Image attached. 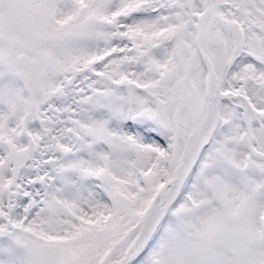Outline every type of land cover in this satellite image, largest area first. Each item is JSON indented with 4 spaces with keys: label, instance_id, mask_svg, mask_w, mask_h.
Masks as SVG:
<instances>
[{
    "label": "snow or ice",
    "instance_id": "obj_1",
    "mask_svg": "<svg viewBox=\"0 0 264 264\" xmlns=\"http://www.w3.org/2000/svg\"><path fill=\"white\" fill-rule=\"evenodd\" d=\"M0 264H264V0H0Z\"/></svg>",
    "mask_w": 264,
    "mask_h": 264
}]
</instances>
